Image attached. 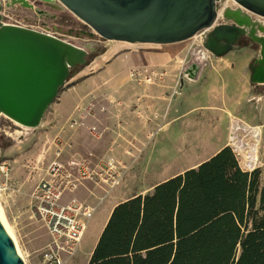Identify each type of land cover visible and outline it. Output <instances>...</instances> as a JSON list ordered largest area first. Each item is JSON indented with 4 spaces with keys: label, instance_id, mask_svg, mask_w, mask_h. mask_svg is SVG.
Returning <instances> with one entry per match:
<instances>
[{
    "label": "rangeland",
    "instance_id": "1",
    "mask_svg": "<svg viewBox=\"0 0 264 264\" xmlns=\"http://www.w3.org/2000/svg\"><path fill=\"white\" fill-rule=\"evenodd\" d=\"M29 1L34 4V9L18 3L7 7L6 2L2 1V11L38 30L53 32L77 46L91 44L94 51L89 54L86 65L71 70L38 126L26 127L0 114V185L7 186L0 196V207L22 256L29 264H37L36 253L46 244L49 236L42 222L32 214L30 194L44 177L48 163L56 157V150L61 149V159L69 157L75 151L81 154L76 156H85L91 150L94 161L113 157L123 163L127 169L120 182L110 190L106 186L101 188L86 181L68 194L92 206L96 205L87 222L82 244L67 263L88 264L90 250L97 237L93 238L97 223L114 198L120 199L131 193L144 191L150 184L183 170L198 154L211 150V136H223L224 128L214 130L216 118L204 107L212 104L211 100L200 93L207 77L203 74L201 80L192 81L183 75L182 69L189 61L191 52L199 48L207 66L214 72L220 71L226 64L202 47L201 32L189 39L167 44L108 40L97 34L59 0L52 1L66 9L54 8L46 3L48 0ZM236 4L230 3L229 6L234 8ZM217 22H223L222 18L219 17ZM245 50L252 52L250 62L245 67V71L251 73L249 65L257 57L259 45L248 36H242L240 47L234 51L239 54ZM151 52L171 53L172 58L167 66L173 75L160 72L153 82L142 83L131 89L125 83L118 84L120 93L117 96L109 97L112 93L109 90L106 96H95V81L88 78L87 73H95L102 65H110L117 72L114 78L120 77L119 81L125 82L121 78L123 72L129 75L131 69L141 64L156 69L152 62L144 59ZM98 58L103 59L104 63L99 64ZM82 68L85 72L78 74ZM158 71L160 70L156 72ZM212 77L215 78L213 75ZM179 78L183 82L182 86L179 84L177 87ZM110 80L111 78L106 81ZM210 83L220 86L214 81L208 84ZM148 86L155 88V92H150ZM193 94L196 95L192 96ZM94 96L98 97L95 102L99 101L101 104L102 118L109 125L115 123L118 128L116 132L101 130V135L94 136L89 131L69 127L67 104L71 100L93 99ZM229 116L228 113H222L219 124L221 120L229 119ZM247 116H250V112ZM75 141L78 142L76 148ZM16 243L14 242L15 247Z\"/></svg>",
    "mask_w": 264,
    "mask_h": 264
},
{
    "label": "water",
    "instance_id": "2",
    "mask_svg": "<svg viewBox=\"0 0 264 264\" xmlns=\"http://www.w3.org/2000/svg\"><path fill=\"white\" fill-rule=\"evenodd\" d=\"M2 1L7 7L17 3L35 7L29 0H0V114L36 127L71 70L86 65L93 51L36 29L3 23ZM59 1L108 40L167 44L201 32L202 47L219 57L239 48L240 38L248 36L259 45L250 81L264 83V25L257 21L264 19V0H234L249 15L237 7L223 8V22H217L223 0ZM205 63L200 48L193 50L182 73L197 80ZM0 264H25L1 221Z\"/></svg>",
    "mask_w": 264,
    "mask_h": 264
},
{
    "label": "trees",
    "instance_id": "3",
    "mask_svg": "<svg viewBox=\"0 0 264 264\" xmlns=\"http://www.w3.org/2000/svg\"><path fill=\"white\" fill-rule=\"evenodd\" d=\"M88 264H264L260 170L225 146L118 203Z\"/></svg>",
    "mask_w": 264,
    "mask_h": 264
},
{
    "label": "crops",
    "instance_id": "4",
    "mask_svg": "<svg viewBox=\"0 0 264 264\" xmlns=\"http://www.w3.org/2000/svg\"><path fill=\"white\" fill-rule=\"evenodd\" d=\"M251 57H252L251 51L245 50L242 53L237 54L233 50L229 53H226L223 56L218 57L220 60H222L223 64H226L228 66L225 65V67L222 68L220 71L214 72L210 67L207 66V62H206L200 71L198 79L194 80V81L201 80V76L203 74L207 77L205 83L203 84L204 88L201 90V92L200 91L199 92L201 93L202 96H205L206 98L211 100L212 104H207L204 107H206V109L209 112L213 113V117L216 118L215 121L216 124L213 125V127L215 128L214 130H217L218 128L221 127L224 128V134L222 137L217 138V136L215 135L211 136V140H212L211 144H213L211 150L208 153L198 151L201 152V154H198V156L192 161V163L186 166V168L174 174L167 175L164 178L156 181L155 183L150 184L148 187H146L144 191L131 193L129 195L123 196L120 199L114 198L110 204L112 206L108 212L106 221L112 209L118 203L123 202L135 195H139V194L143 195L151 191L156 184L176 174L182 173L189 168L196 167L198 164L207 160L225 146H228L233 150L241 169L245 171H251L257 168L260 170V184L264 186V83L263 84L250 83L251 82L250 72L247 73V71H245V67L249 64ZM171 58L172 56L170 52H153V53L151 52L144 56V59L146 61L152 62L155 65L156 71L160 70L157 73L161 72L164 75L165 74L173 75L171 74V72H169L170 68L169 66H167V63L170 61ZM97 61L99 62V64L104 63L103 59L101 58H98ZM140 66H143V64H141ZM83 70H84L83 68L82 70L80 69L78 74H83L82 72H85ZM116 73L117 72L110 65H102L96 70L95 73H87L88 78H91L95 81L94 83L97 87V90H99V91L95 90L97 93V95L95 96H100V95L106 96L108 93L107 90L112 92L110 95H108L109 97L117 96L120 93V88L117 87L118 84L124 85L125 83L127 85V88L129 87V89H131L134 86L140 85L137 84L130 77V75H126V72L125 73L123 72V77H121L122 79L123 78L125 79V82L122 80L119 81L120 77L114 78V75ZM212 75L215 76V78H213ZM109 78H111V80L106 81ZM210 81L219 83L220 86L217 87V86H213L211 83L208 84ZM148 90L150 92H155V88L151 86H148ZM194 95L196 94H193L192 96ZM95 96L93 97V99H86V100L79 99L75 101L71 100L67 104L68 120L72 117L78 118L80 115H82L84 116L85 126L77 127L80 128L81 131L85 130L88 132L89 131L88 127L96 126L99 132L101 130L103 132H106V130L116 132L118 128L115 127V123L113 124L111 123L112 125H109L108 121L102 118L101 116L102 107L99 106L101 105L99 101L95 102V98H98ZM89 104L93 105V110H92L93 114L87 113V108ZM77 107H79V109H77ZM224 112L228 113L231 116V118L229 116V119H226V121L221 120V124H219L220 123L219 118L220 116H222V113ZM248 112H250L249 117L247 116ZM238 126L240 128L247 126L252 129L253 128L258 129L259 140H258V147L255 150V152L252 153L248 149H244V148L243 149L235 148V140H236L235 138L241 136L242 134L241 130L240 131L234 130V128ZM232 135H234L235 138L232 137ZM213 137L216 139H214ZM248 140L249 142L253 141L251 135L248 136ZM77 143L78 142L75 141L74 143L75 148L76 146H78ZM76 155H81V154L79 151H75L69 157ZM100 233L101 232H99V234L95 238L90 253H92L91 251L93 250ZM83 239L84 237L82 238L80 244H82ZM36 259L38 261L37 255H36Z\"/></svg>",
    "mask_w": 264,
    "mask_h": 264
},
{
    "label": "built area",
    "instance_id": "5",
    "mask_svg": "<svg viewBox=\"0 0 264 264\" xmlns=\"http://www.w3.org/2000/svg\"><path fill=\"white\" fill-rule=\"evenodd\" d=\"M1 15L3 23L38 30V28L19 19L12 18L3 11ZM39 31L58 36L48 30L39 29ZM129 75L137 84H142L153 82L158 73L152 68L140 66L131 69ZM182 82V79H179L177 87ZM92 109L93 105L89 104L87 113L91 114ZM68 125L70 128L85 126L84 116L70 118ZM88 129L94 136L100 135L96 126H90ZM234 130H241L242 132L241 136L236 138L232 135L236 139L235 148H244L252 153L255 152L259 140L258 129L247 126L240 128L238 126ZM250 135L253 138L252 142L248 140ZM61 152V149L56 150V157L48 163L44 177L33 187L30 194L32 214L42 222L49 236L46 244L36 253L38 256L37 264H67L68 260L79 249L87 222L92 217L96 205L92 206L68 194L86 181H90L101 188L106 186L110 190L120 182L127 169L126 165L113 157L94 161L93 154L89 152L85 156H71L67 159H61ZM6 189V185H0V196ZM20 256L25 264H29L24 256Z\"/></svg>",
    "mask_w": 264,
    "mask_h": 264
},
{
    "label": "bare ground",
    "instance_id": "6",
    "mask_svg": "<svg viewBox=\"0 0 264 264\" xmlns=\"http://www.w3.org/2000/svg\"><path fill=\"white\" fill-rule=\"evenodd\" d=\"M46 3L47 4H49L50 6H52V7H54V8H58V9H61V8H64V9H66L65 7H63L62 5H58V4H55L52 0H48V1H46ZM230 3H233L234 5L236 4V2L234 1V0H227V2L225 3L224 1H221V7H220V10H219V17H221V13H222V10H223V8H229V7H231V6H229V4ZM237 5V4H236ZM238 9H241L242 10V12L245 14V15H249L245 10H243L240 6H236ZM234 18V20H236L237 22H240V18L238 17V16H234L233 17ZM258 20V24L259 25H261V26H263L264 25V19L263 18H257ZM243 27H245V28H247L248 26H246V25H243ZM264 27V26H263ZM262 37H264V36H262ZM87 47H89L92 51H94V48H93V46L91 45V44H88L87 45ZM192 163V162H191ZM111 206L112 205H110V207H108L107 208V210H106V212H105V214L100 218V220L98 221V223H97V228H96V231L94 232V237L93 238H95V236H97V233H99V232H101V230L103 229V225H104V223H105V221H106V217H107V215H108V212H109V210H110V208H111ZM0 221L2 222V224H3V226L5 227V229L7 230V232L11 235V233H10V228H9V225H8V223H7V220H6V217H5V215H4V213L2 212V209H1V207H0ZM12 236V235H11ZM12 238H13V236H12ZM14 239V238H13ZM14 242L16 243V240L14 239ZM16 247H17V250H18V252H19V254H21V252H20V250H19V248H18V245H17V243H16ZM22 255V254H21Z\"/></svg>",
    "mask_w": 264,
    "mask_h": 264
}]
</instances>
